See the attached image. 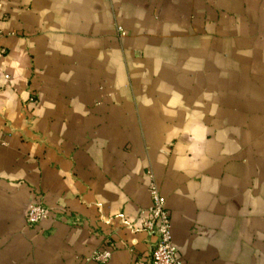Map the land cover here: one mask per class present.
Wrapping results in <instances>:
<instances>
[{"label": "crops", "instance_id": "0c3cea01", "mask_svg": "<svg viewBox=\"0 0 264 264\" xmlns=\"http://www.w3.org/2000/svg\"><path fill=\"white\" fill-rule=\"evenodd\" d=\"M152 180L184 264H264V0H0V264H140Z\"/></svg>", "mask_w": 264, "mask_h": 264}, {"label": "built area", "instance_id": "2783aa9c", "mask_svg": "<svg viewBox=\"0 0 264 264\" xmlns=\"http://www.w3.org/2000/svg\"><path fill=\"white\" fill-rule=\"evenodd\" d=\"M150 197L152 205L142 223V229L155 236L156 241L149 255L141 260L140 264H184L173 242L172 220L166 206V198L161 194L154 180L150 184ZM49 216L50 212L43 202L34 200L28 207L26 219L28 225L36 226ZM111 254L107 249H99L93 253L91 259L106 263L111 258Z\"/></svg>", "mask_w": 264, "mask_h": 264}]
</instances>
